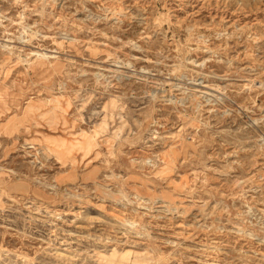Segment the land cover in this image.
I'll use <instances>...</instances> for the list:
<instances>
[{
  "label": "rangeland",
  "instance_id": "obj_1",
  "mask_svg": "<svg viewBox=\"0 0 264 264\" xmlns=\"http://www.w3.org/2000/svg\"><path fill=\"white\" fill-rule=\"evenodd\" d=\"M133 263L264 264V0H0V264Z\"/></svg>",
  "mask_w": 264,
  "mask_h": 264
},
{
  "label": "bare ground",
  "instance_id": "obj_2",
  "mask_svg": "<svg viewBox=\"0 0 264 264\" xmlns=\"http://www.w3.org/2000/svg\"><path fill=\"white\" fill-rule=\"evenodd\" d=\"M137 254V253H136ZM134 255H135V253H134ZM141 255V254H140ZM140 261H142V260H140ZM134 264V263H133Z\"/></svg>",
  "mask_w": 264,
  "mask_h": 264
}]
</instances>
